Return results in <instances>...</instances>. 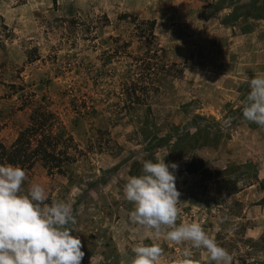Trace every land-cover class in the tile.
Listing matches in <instances>:
<instances>
[{
	"label": "rangeland",
	"instance_id": "1",
	"mask_svg": "<svg viewBox=\"0 0 264 264\" xmlns=\"http://www.w3.org/2000/svg\"><path fill=\"white\" fill-rule=\"evenodd\" d=\"M218 1L0 0V142L73 137L63 174L0 166V264H264V20Z\"/></svg>",
	"mask_w": 264,
	"mask_h": 264
},
{
	"label": "trees",
	"instance_id": "2",
	"mask_svg": "<svg viewBox=\"0 0 264 264\" xmlns=\"http://www.w3.org/2000/svg\"><path fill=\"white\" fill-rule=\"evenodd\" d=\"M241 2L242 0H219L215 9H230L231 12L223 18L222 23L234 27L241 20L245 23L241 31L243 34H248L253 30L251 19L264 20V0H248L244 6L240 5ZM205 17L209 18L206 14ZM148 23L150 36L153 37L156 22L150 21ZM56 122L57 116L52 112L39 110L33 113L30 125L19 134L10 146L0 142V166L6 164L31 169L38 162H42L50 173L63 174V166L73 161L70 152L73 137L68 135L67 142L69 145L61 148L59 145L65 135L62 130L55 131L57 129ZM198 134L199 132L194 135L187 134V136L191 139H197ZM206 145H209L208 142H204L200 146ZM198 147L195 146V148ZM190 172L193 173L192 170ZM207 173L215 175L218 180L228 178L231 181L228 184V195H235L241 190L238 186L240 182L251 186L254 182L259 181V170L252 162L232 166L221 172ZM261 185L264 189V180L261 181Z\"/></svg>",
	"mask_w": 264,
	"mask_h": 264
},
{
	"label": "crops",
	"instance_id": "3",
	"mask_svg": "<svg viewBox=\"0 0 264 264\" xmlns=\"http://www.w3.org/2000/svg\"><path fill=\"white\" fill-rule=\"evenodd\" d=\"M256 21V20H255ZM258 21V20H257ZM259 31H256V32H253L252 34H250L251 37H253V40L255 41V43L257 44H261L264 43L263 39L262 38H259Z\"/></svg>",
	"mask_w": 264,
	"mask_h": 264
}]
</instances>
